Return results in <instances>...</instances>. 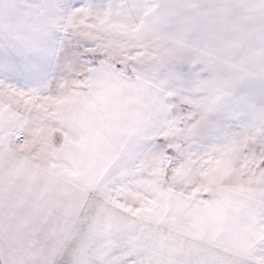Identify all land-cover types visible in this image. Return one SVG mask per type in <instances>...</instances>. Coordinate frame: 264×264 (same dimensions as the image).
<instances>
[{"label":"snow or ice","instance_id":"1","mask_svg":"<svg viewBox=\"0 0 264 264\" xmlns=\"http://www.w3.org/2000/svg\"><path fill=\"white\" fill-rule=\"evenodd\" d=\"M0 264H264V0H0Z\"/></svg>","mask_w":264,"mask_h":264}]
</instances>
